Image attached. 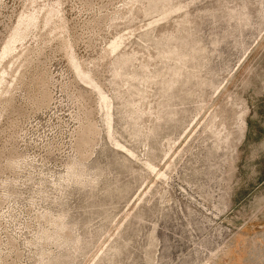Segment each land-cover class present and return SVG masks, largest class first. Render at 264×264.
<instances>
[{"label": "rangeland", "instance_id": "1", "mask_svg": "<svg viewBox=\"0 0 264 264\" xmlns=\"http://www.w3.org/2000/svg\"><path fill=\"white\" fill-rule=\"evenodd\" d=\"M51 6L92 81L16 43L0 264H264V0H0V53Z\"/></svg>", "mask_w": 264, "mask_h": 264}, {"label": "bare ground", "instance_id": "2", "mask_svg": "<svg viewBox=\"0 0 264 264\" xmlns=\"http://www.w3.org/2000/svg\"><path fill=\"white\" fill-rule=\"evenodd\" d=\"M57 8H54L53 6L41 7L33 10L32 12H23V14L20 15L17 25L13 26L12 31L9 33L0 53V100L1 96L8 92L9 87H11L13 82L16 81L22 74L21 69L24 66V64H22V60L29 59V47L16 51V43L25 40V38L35 29L38 30L39 38L41 40L45 39V44L57 37H61V35L64 34L66 29V20H64L63 16L60 14V10ZM45 35L49 38H46ZM61 38L64 40V50L72 62L76 73L79 77H81V79H90V74L86 71L82 64L77 62L75 59L73 54V44L69 39L67 40L63 37ZM123 41V38L114 39L108 47L109 54L114 53L121 46ZM12 53L13 55L11 56ZM8 74H12L13 81L11 80V83L7 80ZM90 81L92 80L90 79ZM7 87L8 90L6 89ZM102 98L105 101L106 98L104 96H102Z\"/></svg>", "mask_w": 264, "mask_h": 264}, {"label": "crops", "instance_id": "3", "mask_svg": "<svg viewBox=\"0 0 264 264\" xmlns=\"http://www.w3.org/2000/svg\"><path fill=\"white\" fill-rule=\"evenodd\" d=\"M242 242H243V241H241V243L239 244V249H240V250H242V252H241V253H243V252H244V251H243V248H242Z\"/></svg>", "mask_w": 264, "mask_h": 264}]
</instances>
